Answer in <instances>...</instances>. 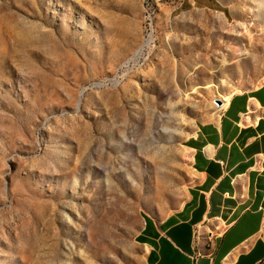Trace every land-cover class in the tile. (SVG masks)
I'll use <instances>...</instances> for the list:
<instances>
[{
    "label": "rangeland",
    "instance_id": "obj_1",
    "mask_svg": "<svg viewBox=\"0 0 264 264\" xmlns=\"http://www.w3.org/2000/svg\"><path fill=\"white\" fill-rule=\"evenodd\" d=\"M149 2L0 0V264H140L198 127L264 83V0Z\"/></svg>",
    "mask_w": 264,
    "mask_h": 264
},
{
    "label": "crops",
    "instance_id": "obj_2",
    "mask_svg": "<svg viewBox=\"0 0 264 264\" xmlns=\"http://www.w3.org/2000/svg\"><path fill=\"white\" fill-rule=\"evenodd\" d=\"M188 148L194 175L185 201L160 220H145L140 264H264V83L233 95Z\"/></svg>",
    "mask_w": 264,
    "mask_h": 264
},
{
    "label": "built area",
    "instance_id": "obj_3",
    "mask_svg": "<svg viewBox=\"0 0 264 264\" xmlns=\"http://www.w3.org/2000/svg\"><path fill=\"white\" fill-rule=\"evenodd\" d=\"M162 0H150V2H153V4H150L149 2V5H151V13L149 14V21H148V27H150V30L153 29V20H152V16L154 14V11H155V7H154V3H159L161 2Z\"/></svg>",
    "mask_w": 264,
    "mask_h": 264
},
{
    "label": "bare ground",
    "instance_id": "obj_4",
    "mask_svg": "<svg viewBox=\"0 0 264 264\" xmlns=\"http://www.w3.org/2000/svg\"><path fill=\"white\" fill-rule=\"evenodd\" d=\"M223 99H224L225 101L229 102V100H230L231 98H230V96H229V97H228V96H224ZM222 103H223V102H222ZM222 105H223V104H222ZM222 105H219V106L221 107Z\"/></svg>",
    "mask_w": 264,
    "mask_h": 264
},
{
    "label": "water",
    "instance_id": "obj_5",
    "mask_svg": "<svg viewBox=\"0 0 264 264\" xmlns=\"http://www.w3.org/2000/svg\"><path fill=\"white\" fill-rule=\"evenodd\" d=\"M218 103H219V105H222V102L221 101H219Z\"/></svg>",
    "mask_w": 264,
    "mask_h": 264
}]
</instances>
